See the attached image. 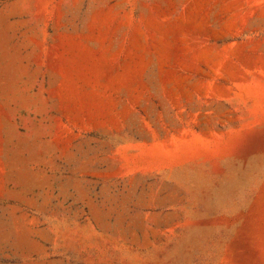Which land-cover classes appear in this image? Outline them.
<instances>
[{"label": "rangeland", "instance_id": "1", "mask_svg": "<svg viewBox=\"0 0 264 264\" xmlns=\"http://www.w3.org/2000/svg\"><path fill=\"white\" fill-rule=\"evenodd\" d=\"M0 264H264V0H0Z\"/></svg>", "mask_w": 264, "mask_h": 264}]
</instances>
